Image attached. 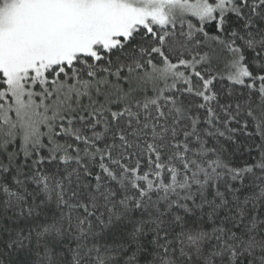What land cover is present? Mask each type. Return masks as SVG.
Returning <instances> with one entry per match:
<instances>
[{
  "label": "snow or ice",
  "instance_id": "6c2138e0",
  "mask_svg": "<svg viewBox=\"0 0 264 264\" xmlns=\"http://www.w3.org/2000/svg\"><path fill=\"white\" fill-rule=\"evenodd\" d=\"M0 264H264V0H0Z\"/></svg>",
  "mask_w": 264,
  "mask_h": 264
}]
</instances>
